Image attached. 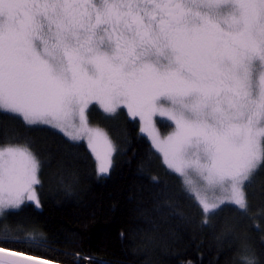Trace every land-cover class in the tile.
Wrapping results in <instances>:
<instances>
[{"label": "snow or ice", "instance_id": "1", "mask_svg": "<svg viewBox=\"0 0 264 264\" xmlns=\"http://www.w3.org/2000/svg\"><path fill=\"white\" fill-rule=\"evenodd\" d=\"M96 105L138 117L205 214L226 204L247 211V184L264 168V0H0V111L86 139L100 174L116 147L89 125ZM156 117L172 128L164 138ZM41 167L28 143L0 142V217L25 201L39 206ZM0 242L47 244L6 226ZM9 255L24 259L0 264H49ZM240 260L264 264L247 245Z\"/></svg>", "mask_w": 264, "mask_h": 264}, {"label": "trees", "instance_id": "2", "mask_svg": "<svg viewBox=\"0 0 264 264\" xmlns=\"http://www.w3.org/2000/svg\"><path fill=\"white\" fill-rule=\"evenodd\" d=\"M87 118L116 147L105 177L84 142L0 111V142L28 143L42 162L40 206L9 210L0 229L47 240L43 251L0 247L53 264H242L244 245L264 260V168L247 184V211L224 205L205 215L124 109L111 116L91 106Z\"/></svg>", "mask_w": 264, "mask_h": 264}, {"label": "rangeland", "instance_id": "3", "mask_svg": "<svg viewBox=\"0 0 264 264\" xmlns=\"http://www.w3.org/2000/svg\"><path fill=\"white\" fill-rule=\"evenodd\" d=\"M91 107V106H90ZM95 108H96V110L98 111V112H101V113H103L104 115H108V114H105L103 111H102V109L98 106V105H96L95 106ZM122 109H124L125 111H126V113H127V115H128V117L130 118V119H134V120H136L137 122H138V124H139V128L141 129V122H140V120H139V118L138 117H136V118H132V117H130L129 116V114H128V112H127V109L126 108H122ZM88 114V112L86 113V115ZM19 117V116H18ZM156 120H157V130L161 133V138H164V137H166L171 131H172V128L169 126V122H167L166 120H165V118H163V117H156L155 118ZM89 125L91 126V127H96V126H93V125H91L90 123H89ZM32 126H44V127H48V128H51V129H53V130H55V131H57V132H59V133H61L63 136H65L62 132H60L59 130H57V129H54V128H52L51 126H48V125H32ZM140 133H141V131H140ZM144 137H146L147 139H148V141L150 142V144H151V146H152V148L154 149V151L161 157V160H162V162H163V157H162V154L161 153H159L155 148H154V146L152 145V143H151V140H150V138L148 137V135L146 134V133H141ZM66 137V136H65ZM67 139H69L68 137H66ZM70 140V139H69ZM71 141V140H70ZM77 142H84L85 144H86V146L88 147V144H87V140L86 139H82V140H80V141H77ZM88 149L90 150V152H91V154H92V156H93V159H94V161H95V169H96V174H97V176L98 177H105V176H107L108 175V173H109V171L107 172V173H100V174H98V168H99V164H100V161L99 160H97V158H96V156H95V154L91 151V149L88 147ZM114 154V153H113ZM112 157H113V155H112ZM111 162H112V158H111ZM163 164L165 165V167L167 168V166H166V164L163 162ZM111 167V166H110ZM168 169V168H167ZM109 170H110V168H109ZM169 170V169H168ZM169 171H171V170H169ZM37 187L38 186H35V189H36V194H37ZM220 195H226V193H220ZM209 198L210 199H212L213 197H212V193H209ZM196 201V200H195ZM25 203H31V204H33L36 208H38L39 206H37L36 204H35V202H32V201H25ZM197 203V202H196ZM198 204V203H197ZM226 205H232V204H226ZM200 206V205H199ZM235 206V205H234ZM237 207V206H236ZM200 208H201V210H202V207L200 206ZM203 211V210H202ZM205 214V213H204ZM205 215H207V214H205Z\"/></svg>", "mask_w": 264, "mask_h": 264}, {"label": "water", "instance_id": "4", "mask_svg": "<svg viewBox=\"0 0 264 264\" xmlns=\"http://www.w3.org/2000/svg\"><path fill=\"white\" fill-rule=\"evenodd\" d=\"M10 253L11 252H9V251H7L5 253H0V256H8L10 259H24V257H12V256L9 255ZM28 264H36V262L32 261V262H28ZM49 264H53V263L49 262Z\"/></svg>", "mask_w": 264, "mask_h": 264}]
</instances>
